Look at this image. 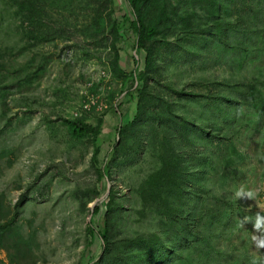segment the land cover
I'll list each match as a JSON object with an SVG mask.
<instances>
[{"label":"rangeland","instance_id":"rangeland-1","mask_svg":"<svg viewBox=\"0 0 264 264\" xmlns=\"http://www.w3.org/2000/svg\"><path fill=\"white\" fill-rule=\"evenodd\" d=\"M172 1L181 13L194 11V24L205 21L198 6ZM223 5L221 34L191 33L195 26L185 30L182 23L161 27L159 73L149 83L170 113L142 119V143L131 132L110 164L111 176L100 171L115 152L118 127L134 119L136 99L113 73V37L109 25H100L132 17L127 0H46V25L36 38L14 10L0 14V218L17 213L28 240L18 258L13 240L6 241L0 264H96L105 206L98 214L94 208L111 190L119 215L115 238L154 236L169 254L162 264H264L252 224L240 221L264 211V98H258L259 91L264 97V0ZM122 35V68L143 69L135 34ZM251 85L257 91L243 96ZM75 118L104 121L96 141L69 132L65 119ZM165 133L184 164V194L176 204L188 232L161 220L146 187L160 166ZM241 186L255 199H237Z\"/></svg>","mask_w":264,"mask_h":264},{"label":"trees","instance_id":"trees-1","mask_svg":"<svg viewBox=\"0 0 264 264\" xmlns=\"http://www.w3.org/2000/svg\"><path fill=\"white\" fill-rule=\"evenodd\" d=\"M179 1H186L204 10L206 12L205 21L194 24L192 21L194 16L192 12L194 11L186 10L181 13L176 3H173L172 0H127L131 7L132 17L125 14L122 21L109 17L107 24L102 21L100 25L104 29L109 25V30L113 37L111 44L114 50L113 73L117 79L121 80L122 90L123 92L126 90V95L130 97V100L136 99L135 117L128 123L121 124L118 127L119 138L116 141L117 145H115V152L112 155L113 159L111 158L110 163L101 169V175L111 176L110 164H113L112 162L116 163L118 155L124 152L131 132L137 138L136 144L140 145L142 143L139 137L143 134V130L142 128L137 129V127H140L139 125L144 117L153 116L159 119L162 114L166 116L170 113V103L159 93L155 92L149 83L152 80H156L159 73L156 52L158 50V35L161 33V27L182 23L185 30L195 26V29H191V33L201 31L207 36L212 32L218 34L222 32L221 12L224 7V0ZM45 2L46 0H0V14L10 13L11 10H14V15L22 18V25L27 22L26 29L29 30L30 36L36 38V34L41 32V27L46 25L44 21ZM123 30H130L135 34L134 47L137 54L143 51L145 53L144 66L141 70L133 69L127 71L121 66L120 49L117 44L122 40ZM204 40L206 39L204 38ZM134 61L138 63V59L135 57ZM136 83L137 85L134 87ZM171 90L180 94L184 92H179L174 88H171ZM256 91V85H251L243 96L248 95L251 97ZM187 95L189 94L187 93ZM258 98L263 100L262 91H259ZM65 123L74 137H91L93 141H96L97 137L102 133L104 121L99 120L98 124L95 125L82 118H75L65 119ZM160 146L162 152L158 155L160 166L156 177L153 184L146 183V187L150 188L151 208L159 213L161 220L166 219L165 224L177 223L183 231L188 232L190 225L187 222V218L178 217L177 214L182 213L180 212V206L176 204V201L179 198H183L184 194V164L172 136L165 133L160 141ZM100 150V147L95 145L93 160H97ZM103 206H105V212L102 217L103 229L99 231V236L102 240V255L96 264H134V259L137 260L136 264L163 263V260L169 254L167 253L166 245L160 244L159 240L155 239L154 236H144L135 239L115 238V222H117L119 215L118 204L112 190L107 201L95 206L94 213H100ZM15 217L8 221H3L0 218V247H5L6 241L13 240L18 258L21 257V253H25L28 240L20 231V226L16 225ZM177 237L179 236L177 235ZM179 258L183 259L184 257L179 256Z\"/></svg>","mask_w":264,"mask_h":264},{"label":"clouds","instance_id":"clouds-1","mask_svg":"<svg viewBox=\"0 0 264 264\" xmlns=\"http://www.w3.org/2000/svg\"><path fill=\"white\" fill-rule=\"evenodd\" d=\"M235 197L239 200H254L255 193L251 189H245L241 186L235 193ZM241 224H252L253 228V244L258 251H264V211H257L254 219L244 216L240 219Z\"/></svg>","mask_w":264,"mask_h":264},{"label":"water","instance_id":"water-1","mask_svg":"<svg viewBox=\"0 0 264 264\" xmlns=\"http://www.w3.org/2000/svg\"><path fill=\"white\" fill-rule=\"evenodd\" d=\"M110 187V186H109ZM109 190V189H108ZM109 192V191H108Z\"/></svg>","mask_w":264,"mask_h":264}]
</instances>
